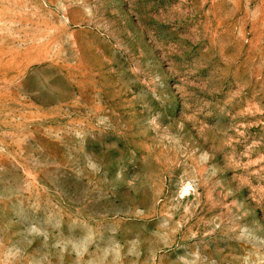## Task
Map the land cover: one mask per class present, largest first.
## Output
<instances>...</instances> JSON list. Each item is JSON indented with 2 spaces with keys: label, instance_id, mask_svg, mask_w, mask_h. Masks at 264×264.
Segmentation results:
<instances>
[{
  "label": "rangeland",
  "instance_id": "obj_1",
  "mask_svg": "<svg viewBox=\"0 0 264 264\" xmlns=\"http://www.w3.org/2000/svg\"><path fill=\"white\" fill-rule=\"evenodd\" d=\"M0 264H264V0H0Z\"/></svg>",
  "mask_w": 264,
  "mask_h": 264
}]
</instances>
